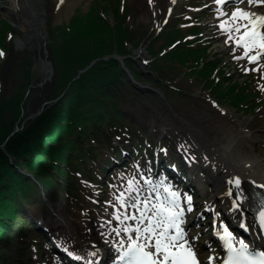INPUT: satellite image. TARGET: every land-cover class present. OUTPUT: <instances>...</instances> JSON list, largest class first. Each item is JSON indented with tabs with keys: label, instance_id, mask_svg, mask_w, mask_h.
Instances as JSON below:
<instances>
[{
	"label": "rangeland",
	"instance_id": "1",
	"mask_svg": "<svg viewBox=\"0 0 264 264\" xmlns=\"http://www.w3.org/2000/svg\"><path fill=\"white\" fill-rule=\"evenodd\" d=\"M104 1L101 5L99 0H79L74 7L60 13L54 9L45 18L46 34L39 47L41 52L19 43V18L8 4L0 6V12L7 11L0 14V52L3 53L0 56V96L9 97L21 87L25 94L23 122L28 123L58 99H52L56 66L51 47L61 45V27L72 22L76 15L82 28L90 26L89 20L93 15L95 18L102 16L110 25L122 22L128 29L123 42L131 53L124 55V59L129 57L132 66L141 71L142 85L154 87L163 95L161 98L147 90L132 91L120 80L115 88L124 112L121 123L124 128L134 126L137 135L133 139L126 133H122L121 138L115 135L109 153L101 151L92 165L81 163L82 174L74 172L72 191L54 185L45 192L41 186H32L34 194L24 208L37 238L31 245L30 258L14 264H90L91 261L83 256L86 246L82 244L79 226L98 221L106 225L103 230L122 227L113 214L126 210L120 208L115 197L125 192L127 181L133 177L141 186H144L145 179L159 182L164 178L185 200L190 196V205L186 201L187 207L181 216L185 232L200 254L202 264H211L209 258L213 254L216 255L215 261H219L223 253L219 242L211 236L222 215V203L212 197L215 186L207 171L195 165L196 154L189 147L194 144L205 150L213 132L218 135L230 129H243L246 136L242 143L247 147L242 151L264 159V56L253 63L247 57L237 59L243 56V49L230 42L225 43L227 34L215 25L247 0L227 1L219 6L213 4V0ZM157 2L160 4L156 5ZM221 8L227 12L225 17L218 15ZM257 12L261 13L262 9H257ZM98 22L104 25L102 21ZM98 22L94 24L97 29L103 28ZM157 24H160L159 30ZM167 41L169 43L165 44ZM160 46L165 50L153 57L151 49L156 51ZM171 50L174 52L170 57L158 60ZM177 57H186L189 64L181 63ZM153 62H157L158 69ZM194 67L208 69L204 72L207 79H201L198 72L192 71ZM47 68H51L52 73L48 82ZM26 69H29L28 81ZM128 80L126 83L130 86L132 81ZM230 80L238 82L241 87L237 97L227 98L220 90V93L214 92L215 88ZM44 82L45 88L36 91L35 88ZM140 139L143 145L137 153ZM157 153L163 161L172 160L176 168H184L189 177L196 176L197 179L192 180L194 184L188 186L186 176L185 182L176 181L165 168L157 169ZM21 171L30 175L26 169ZM147 194L148 187L144 186L143 195ZM194 200H198V205ZM189 206L191 211L187 210ZM207 207L210 210L205 211ZM111 220L114 222L109 223ZM106 248L108 244L100 247L102 250ZM96 259V264H108Z\"/></svg>",
	"mask_w": 264,
	"mask_h": 264
},
{
	"label": "trees",
	"instance_id": "2",
	"mask_svg": "<svg viewBox=\"0 0 264 264\" xmlns=\"http://www.w3.org/2000/svg\"><path fill=\"white\" fill-rule=\"evenodd\" d=\"M104 2L99 0L98 4L104 5ZM76 17L61 27V45L51 47L56 66L52 99H58L26 123L22 115L25 94L21 87L9 97L0 96V264L30 258L31 245L37 237L24 204L34 194L32 186H41L45 192L54 185L72 191L74 172L82 174L81 163L92 165L101 151L108 152L115 135L121 138L126 133L130 139L137 135L134 126L124 128L121 123L124 112L115 87L121 80L128 89L139 90L132 83L127 85L128 77L116 58H106L113 53L131 54L123 42L128 29L120 21L110 25L102 16L95 18L94 15L89 20L90 26L82 28ZM97 22L107 27L97 29ZM164 50L165 47L160 46L156 51L151 49V54L157 57ZM172 52L174 50L165 52L158 60L170 57ZM95 58L99 59L78 73ZM177 58L189 64L186 57ZM131 61L127 57L124 64L133 78L140 81L141 71L133 67ZM153 64L157 67V62ZM201 69L194 67L192 71L198 72L201 79H207L204 72L208 69ZM25 73L28 81L29 69ZM237 83L230 80L214 92L220 90L227 98L237 97L241 93ZM214 84L213 81L212 87ZM139 143L137 151L143 145L142 139ZM21 169H26L33 178Z\"/></svg>",
	"mask_w": 264,
	"mask_h": 264
},
{
	"label": "snow or ice",
	"instance_id": "3",
	"mask_svg": "<svg viewBox=\"0 0 264 264\" xmlns=\"http://www.w3.org/2000/svg\"><path fill=\"white\" fill-rule=\"evenodd\" d=\"M214 2L220 5L227 0ZM247 3L260 4L264 0H247ZM218 15L223 17L225 13L218 10ZM219 27L227 34L225 43L232 42L243 49V56L236 57L237 59L247 57L253 63L264 56V15L238 7L227 19L221 21ZM2 55L0 52V56ZM234 183L239 187L240 180L236 179ZM144 186H149L147 195H143ZM144 186L139 185L133 177L127 181L125 192L115 197L120 208L126 210L113 214V218L122 227L113 228L112 231L117 236L123 233L127 238L126 245L124 239L119 241V249H122L120 264H199L196 252L181 228L184 209L179 203V193L173 191L164 180L154 184L145 179ZM186 201L190 205L191 197H186ZM233 203L236 207L239 206L235 201ZM128 209L134 211L129 212ZM187 210L191 211V207ZM258 215L259 225L264 229V207L259 210ZM126 221L134 223L127 224ZM220 229L217 235L225 249L222 264H264V251L251 250L243 239L237 240L225 225L221 224ZM211 259L210 257L209 260Z\"/></svg>",
	"mask_w": 264,
	"mask_h": 264
},
{
	"label": "bare ground",
	"instance_id": "4",
	"mask_svg": "<svg viewBox=\"0 0 264 264\" xmlns=\"http://www.w3.org/2000/svg\"><path fill=\"white\" fill-rule=\"evenodd\" d=\"M77 2H79V0H62V2L61 0H0V6H3L5 3L8 4V8L17 15V18H19L21 25L19 43L32 48L36 52H41L39 47H41L44 42V36L46 34L45 18L49 17L54 9L57 8L60 13L62 10L74 7ZM158 4L160 3L157 2L156 5ZM213 4L219 6L214 0ZM153 7L155 8L156 6L153 4ZM239 8H244L257 15H264V3L248 4L246 2ZM260 8L262 9V12L258 13L257 9ZM221 10L226 16V10L223 8H221ZM5 12L7 11L0 12V14L3 15ZM225 19H227V16ZM220 23L221 21L216 22L215 25L219 26ZM159 25L157 30L160 29ZM230 44L235 45L232 42H230ZM51 78V68H47L46 82L50 81ZM46 82L41 86L36 87L35 90L39 92L42 91L45 88L44 85ZM227 112L231 113L230 110ZM244 136L246 135L244 134L243 129L237 131L230 129L228 131H223L218 135H215L213 132L212 135H209L210 142L205 150L194 144L189 147V149L196 154L195 165L202 167L207 171L209 178L215 186L212 197L222 203V215L220 216L211 236L212 239L219 242V249L222 252H225V249L222 247L223 242L217 235V232L221 230V224L231 230V226L234 223L237 227L245 230V233H243L245 235V243L249 244L250 241H256L264 245V234L258 225L257 218L247 206L237 199L234 190V186L237 187L234 181L239 179V187L255 188L264 196V159L259 156L245 154L244 151H242V148L246 149L247 147L246 144L242 143ZM163 180L165 181L164 178ZM151 181L154 184L157 183L156 181ZM147 187L149 188V186ZM171 188L173 191H176L172 186ZM234 201L236 202V205H239L238 207L234 205ZM194 202L195 205H198V200H194ZM179 203L181 208L185 210L187 202L184 197L180 196V194ZM208 210H210V208H205V211ZM104 219L106 218L104 217ZM105 221L107 220H104V222ZM113 222L114 220H111L109 223ZM129 222L133 221H126V223ZM184 225L185 223L182 221L181 228L185 231ZM104 227H106V225H103L98 221L90 222L82 227L79 226L82 244L86 246V250H83V256L91 261L90 264H96V258H99V261H107L108 264H118L115 254H120L121 251V249H119V241L124 239L125 245L127 244V238L123 233H121L120 236H117L116 233L112 231V227L108 230H103ZM185 234L194 250V245L192 244L189 234L186 232ZM234 237L237 240H240L235 234ZM106 244H108L106 250L100 249L101 246ZM215 257V254L211 256L212 259L209 260L211 264H215Z\"/></svg>",
	"mask_w": 264,
	"mask_h": 264
},
{
	"label": "water",
	"instance_id": "5",
	"mask_svg": "<svg viewBox=\"0 0 264 264\" xmlns=\"http://www.w3.org/2000/svg\"><path fill=\"white\" fill-rule=\"evenodd\" d=\"M108 57H115L119 63H120V66H121V69L126 72L129 76V78L131 79V74H130V69L127 68L125 65H124V58L126 56L124 55H120V54H111V55H108ZM99 58H95L93 59L85 68L79 70V72H81L82 70H85L86 68H88L91 64H93L96 60H98ZM132 80V83L140 90V91H144V90H147V91H151V92H154L156 94H159V96L161 98H163V95H162V92L154 87H150V86H146V85H142L141 83L139 82H136L135 80L131 79ZM44 106V104L42 105ZM39 113L41 112V110L38 111Z\"/></svg>",
	"mask_w": 264,
	"mask_h": 264
}]
</instances>
